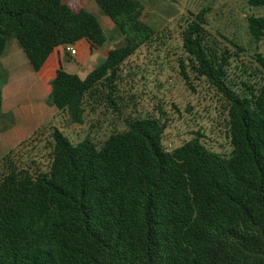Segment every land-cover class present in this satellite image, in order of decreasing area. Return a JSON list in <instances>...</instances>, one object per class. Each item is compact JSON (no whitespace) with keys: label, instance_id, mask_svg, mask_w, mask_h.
<instances>
[{"label":"trees","instance_id":"trees-1","mask_svg":"<svg viewBox=\"0 0 264 264\" xmlns=\"http://www.w3.org/2000/svg\"><path fill=\"white\" fill-rule=\"evenodd\" d=\"M94 2L122 43L83 80L60 67L46 104L82 125L101 100L126 129L76 145L54 129L45 162L20 161L18 152L36 147L31 140L0 158V264H264V56L238 84L231 61L243 48L219 35L221 43L203 13L157 31L140 0ZM248 5L264 9V0ZM246 21L253 43L264 42V16ZM173 36L184 79L204 80L220 97L228 154L198 139L169 150L166 123L123 117L129 60L169 52ZM12 40L35 73L58 48L107 42L98 17L75 0H0V58ZM5 85L0 73V112Z\"/></svg>","mask_w":264,"mask_h":264},{"label":"rangeland","instance_id":"rangeland-1","mask_svg":"<svg viewBox=\"0 0 264 264\" xmlns=\"http://www.w3.org/2000/svg\"><path fill=\"white\" fill-rule=\"evenodd\" d=\"M140 1L144 6L143 21L157 31L166 27L174 30L180 21L192 18L191 14L203 13L208 29L221 43L225 44L219 35L243 48L239 58L231 61L232 68H235L233 73L237 75V78L233 76L232 79L238 84L247 80L249 71L254 70L255 55L264 56V42L258 45L253 43L247 32L246 21L250 16H264V9L251 8L249 0ZM82 2L88 11L97 16L98 7L94 0ZM99 22L107 39L105 45L98 48V53L92 56L85 67L79 66L74 60L64 64L65 72L77 75L81 80L104 63L109 50L122 43V36L114 25L110 28L103 20L101 22L99 19ZM178 42L177 36H173L169 52L141 50L129 60L124 80L119 85L123 117H152L160 119L162 124L166 123L163 143L167 148L171 145V149H175L184 141L198 139L214 152L228 154L230 147L222 121L224 117L220 97L204 80H197L193 75H189V81L184 79L178 67V59L184 55L177 50ZM232 50L236 52L235 49ZM22 60L17 68L19 74L11 72L0 61V73L6 81L3 88L4 105L0 112V158L22 142L31 140L28 145L35 144L36 147L29 148L31 152L25 148L18 152L23 157L20 161L35 159L40 163L45 162L44 141L48 140L54 129L59 130L75 145L86 137L103 142L114 129H126L122 119L103 108L101 100L98 101L101 102L100 105L95 104L93 112L86 111L82 125L72 123L67 113L59 112L46 104L51 92L50 79L34 86L39 77L23 56ZM26 66L31 69V75L25 74ZM243 69L247 73H242ZM21 74L23 75L20 76ZM160 111L164 113L163 116ZM3 127L10 128L1 133ZM199 132L203 135L202 138H198Z\"/></svg>","mask_w":264,"mask_h":264},{"label":"crops","instance_id":"crops-1","mask_svg":"<svg viewBox=\"0 0 264 264\" xmlns=\"http://www.w3.org/2000/svg\"><path fill=\"white\" fill-rule=\"evenodd\" d=\"M82 6H84L86 9V5H83L82 0H75ZM93 5V4H92ZM95 8V5L93 6ZM97 9V8H95ZM97 17L108 24V27L112 28L113 24L109 21L108 18L104 17L101 15L99 9L97 11ZM77 50V55L75 57H69L65 50L63 48H58L57 50L54 51V53L50 56L49 60L47 63L44 65L42 70L37 73L38 77L37 82L34 84V86H39L40 81H46L47 79H52L54 78L56 71L61 67L62 69L64 68V64L66 61H72L74 60L79 66L85 67L87 63L91 60L92 56L94 54H97L98 50H92L90 46L82 41L78 43L76 46H74ZM22 56L24 59H26L21 47L19 46L18 42L15 40L10 41L7 44L6 50L4 55L0 58L1 63L9 69L11 72L15 74H19V71L17 68L21 65L20 62H22ZM27 60V59H26ZM28 64V63H27ZM64 70V69H63ZM25 74H30L31 75V69L29 66L25 67ZM21 74L20 76H22ZM33 85V83H32ZM31 87V83L29 85ZM3 105H4V99H3ZM55 109V108H54Z\"/></svg>","mask_w":264,"mask_h":264},{"label":"built area","instance_id":"built-area-1","mask_svg":"<svg viewBox=\"0 0 264 264\" xmlns=\"http://www.w3.org/2000/svg\"><path fill=\"white\" fill-rule=\"evenodd\" d=\"M69 57H75L77 55V50L75 47H69L65 51ZM171 145H168V149L171 150Z\"/></svg>","mask_w":264,"mask_h":264}]
</instances>
